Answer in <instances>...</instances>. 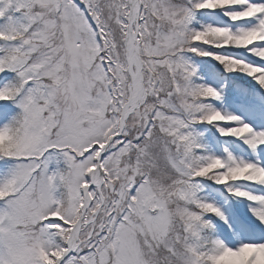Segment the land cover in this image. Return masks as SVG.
<instances>
[{
  "label": "snow or ice",
  "instance_id": "obj_1",
  "mask_svg": "<svg viewBox=\"0 0 264 264\" xmlns=\"http://www.w3.org/2000/svg\"><path fill=\"white\" fill-rule=\"evenodd\" d=\"M201 9L244 23L192 28ZM186 51L264 85V64L249 62L264 59V0H0V101L22 109L0 126V159L14 161L0 176V264H216L227 252L264 264V242L201 235L203 214L223 213L195 177L264 185L227 175L264 165L194 152L192 122L240 117L204 102L220 92L192 83ZM219 130L264 145L248 123ZM54 150L66 167L50 169Z\"/></svg>",
  "mask_w": 264,
  "mask_h": 264
},
{
  "label": "rangeland",
  "instance_id": "obj_2",
  "mask_svg": "<svg viewBox=\"0 0 264 264\" xmlns=\"http://www.w3.org/2000/svg\"><path fill=\"white\" fill-rule=\"evenodd\" d=\"M176 2H181L180 0H176ZM225 12H226V10L225 9H220V14L221 15H224L225 16V18H226V20H231L230 19V17H228L226 14H225ZM231 22V21H230ZM242 25H243V23H241ZM225 26H230V27H232L231 26V23L229 24V22H227L226 21V23H225ZM204 27H206V26H204ZM200 28H203V27H200ZM184 56H185V58L187 59V60H189L190 61V63L191 64H193V60L191 59V55H188V53H184ZM252 56V54L251 53H247V54H244V53H242L241 54V58H248V57H251ZM254 59H255V57H253L250 61H252L253 63H256L255 61H254ZM235 73H238V74H243L244 76H251V75H249V74H247V73H244V72H242V71H234ZM208 86H212V87H214V88H216L220 93H221V91H220V88H218V87H216L215 85H214V82H209V84H208ZM263 87H264V85H262ZM245 107V106H244ZM243 106H237L236 108H233L232 110H231V112H230V115H236V116H242V118L239 120V121H237V123L236 124H233V125H231L230 127H234V126H237L238 124H240V123H248V124H250V125H252L253 126V128H254V130H257V131H261V130H264V128H262V127H257V126H254L253 124H252V120L254 119V118H256L257 116H264V106H262V107H259L257 110H254V111H252L253 112V116H252V118H249L248 116H246V107L244 108ZM0 126H4V124H0ZM218 132H219V134L221 135V136H225V135H223V134H221V132H220V130H217ZM204 141H207V146H209L208 147V149L206 150V152H204L202 155H200V156H204V157H207V156H210V155H215V156H220V157H222V158H224V159H226V156L224 155V154H222L221 153V151L218 149V147H216L215 145H213V144H211L210 142L212 141V139L208 136V137H204ZM245 143H246V141H245ZM247 144V143H246ZM211 145V146H210ZM248 145V144H247ZM250 146V145H249ZM260 146V145H259ZM251 147V146H250ZM252 148V147H251ZM258 148V147H257ZM257 148H255V149H251L250 151L252 152V153H254V154H257L258 155V150H257ZM230 155H232V156H234V157H236L237 159H239V160H244V161H247V162H250L249 160V158H247V156L246 155H248V154H246L245 155V153L242 151V150H240V151H236V150H234V151H231V153H230ZM249 159V160H248ZM263 164H264V160H263ZM1 176V175H0ZM259 194H264V192H261V193H259ZM216 200L217 199H215L214 198V202H216ZM257 204H258V202H256ZM217 207H220V205H218V204H216V203H214ZM263 207H264V205H263ZM250 215H251V217L252 218H254V216H256L257 218H259L256 214H255V212L253 211V207H247V210H246ZM262 221V220H261ZM262 222H264V221H262ZM236 227H238V225L237 226H233V225H229L228 224V228H229V230L231 231V233H233L234 235H236V234H239L238 233V231H239V229H237ZM219 240H221V241H223L224 243H225V245L226 246H228V244L224 241V239L222 238V237H219L218 238ZM244 239V238H243ZM242 239V243H255V242H248L246 239L245 240H243ZM241 243V244H242ZM231 247H233V248H235V247H237V246H234V245H232Z\"/></svg>",
  "mask_w": 264,
  "mask_h": 264
},
{
  "label": "clouds",
  "instance_id": "obj_3",
  "mask_svg": "<svg viewBox=\"0 0 264 264\" xmlns=\"http://www.w3.org/2000/svg\"><path fill=\"white\" fill-rule=\"evenodd\" d=\"M5 143V138L0 136V144ZM229 177L232 176H244L248 179H257L264 181V169H258L255 167L236 168L233 171L227 173ZM261 254L264 255V250H261ZM242 257L236 256L231 252L225 253L224 257L217 260L216 264H239ZM260 264V262H258Z\"/></svg>",
  "mask_w": 264,
  "mask_h": 264
}]
</instances>
